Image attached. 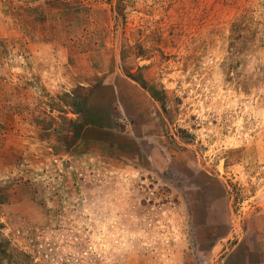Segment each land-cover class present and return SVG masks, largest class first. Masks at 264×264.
Wrapping results in <instances>:
<instances>
[{"label": "rangeland", "instance_id": "1", "mask_svg": "<svg viewBox=\"0 0 264 264\" xmlns=\"http://www.w3.org/2000/svg\"><path fill=\"white\" fill-rule=\"evenodd\" d=\"M0 264H264V0H0Z\"/></svg>", "mask_w": 264, "mask_h": 264}]
</instances>
